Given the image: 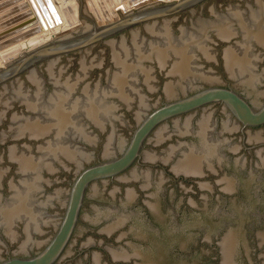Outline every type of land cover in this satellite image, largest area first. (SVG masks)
Here are the masks:
<instances>
[{"label":"water","instance_id":"1","mask_svg":"<svg viewBox=\"0 0 264 264\" xmlns=\"http://www.w3.org/2000/svg\"><path fill=\"white\" fill-rule=\"evenodd\" d=\"M95 14L97 21L82 14L90 20L0 61V138L9 139L5 154L14 169L9 173L10 166L1 165L0 153V186L8 189L0 192V238L21 242L20 250L27 251L51 235L35 256L0 264H54L79 216L73 237L79 244L92 237L89 221L107 232L121 227L127 219L113 201L91 209L89 197L82 208L84 199L101 189L98 181L117 178L139 161L150 139L159 143L172 131L200 137L199 145L188 148L168 144L162 155L153 148L144 152L146 160L172 163L177 174H202L215 159L220 163L222 142L212 138L211 114L204 113L194 128L190 113L221 103L242 131L264 125V0H136L110 21ZM25 16L4 24L20 21L1 35L20 32L8 45L31 38L37 17L22 21ZM48 24L53 28L54 19ZM13 102L22 109L9 110ZM235 128L234 121H224L223 130ZM259 139L264 135L248 136ZM228 148L235 152L238 145ZM136 167L119 179H139ZM143 177L149 180V173ZM224 188L231 190V181ZM234 237L229 232L220 241L225 264ZM72 264L87 260L77 257Z\"/></svg>","mask_w":264,"mask_h":264},{"label":"flooded vegetation","instance_id":"2","mask_svg":"<svg viewBox=\"0 0 264 264\" xmlns=\"http://www.w3.org/2000/svg\"><path fill=\"white\" fill-rule=\"evenodd\" d=\"M1 90L3 86L0 85ZM12 109H22V106L13 102L9 110ZM204 113L211 114L212 138L222 142L221 162L215 159L212 168L205 167L202 174H177L172 163L161 159L146 160L144 152L153 148L156 155H162L170 146L168 144L177 143L188 148L199 145L200 137L193 131L184 135L172 131L170 137L159 143L148 140L141 150L140 160L132 165L137 164L139 179H119L130 175V166L117 178L105 183L98 181L101 189L94 195L86 193L82 206L87 197L91 209L105 206V200L113 201V207L127 219L121 224L126 233L119 234L120 226L107 232L100 229L95 220L89 221L88 231L92 237L88 243L79 244V238L73 239L79 216L69 243L54 264H72L77 257L87 260V264H225L220 241L229 232L235 233L229 264H264V237L260 233L264 231V163L261 162L264 139L248 140L250 133L264 135V125L242 131L235 116L223 104L216 103L190 113L194 128ZM188 115L177 118L182 122ZM228 119L237 127L230 132L222 129ZM173 120L168 121L170 130L174 128ZM19 140L13 141L19 145ZM8 141V138L5 142L0 138V153H4L5 159L1 165L10 166L7 169L10 173L14 169L5 154L10 146ZM233 144L238 145L235 152L228 148ZM147 172L149 180L143 177ZM225 181H231V190L224 188ZM110 187L112 190L109 191ZM102 189H106L104 194ZM129 189L133 190L131 200L127 195ZM0 192L6 193L8 189L0 186ZM160 200L164 205L159 204ZM50 236L40 240L38 245L34 243L27 251L20 250L21 242L13 244L15 240L9 243L0 238V262L35 256L44 249ZM134 248L137 249L133 251ZM122 254L128 258L115 257ZM94 256L101 258V262H95Z\"/></svg>","mask_w":264,"mask_h":264},{"label":"bare ground","instance_id":"3","mask_svg":"<svg viewBox=\"0 0 264 264\" xmlns=\"http://www.w3.org/2000/svg\"><path fill=\"white\" fill-rule=\"evenodd\" d=\"M9 1L11 2L12 0H0V4L3 2H6L7 4ZM23 1H24L23 2L24 5L27 6V10L23 12V14L26 16L21 20L23 21L31 17H37V22L35 24H37V27H41L46 24L45 20H47L48 22L50 17L55 21L61 18L62 13L64 16L66 15L67 17L70 16V14L72 15L74 10H83V12L86 15L91 17L93 13H94L93 16L94 15L96 16L95 14L96 11L102 21H110L120 16L122 14L121 11H125L136 0H86V2L85 0H23ZM119 7L121 8V11L118 9ZM105 15L109 16L108 17L109 20L105 19ZM3 26L4 24H2V27ZM47 27H49V25H47ZM49 29L50 28H47V30ZM33 39H35V37ZM26 42H25L26 44H30L29 40H27ZM19 44L22 45L24 44V42ZM14 46L15 45H10L7 47L6 50H4L3 53H0V61L8 60L6 57L9 56V53L13 50Z\"/></svg>","mask_w":264,"mask_h":264},{"label":"rangeland","instance_id":"4","mask_svg":"<svg viewBox=\"0 0 264 264\" xmlns=\"http://www.w3.org/2000/svg\"><path fill=\"white\" fill-rule=\"evenodd\" d=\"M23 2H24L23 0H12V2H8L7 4H6V2H3L0 4V53H3L4 50H6L8 46H10V45H8V39H10L12 37H16L20 33V32H16V33L13 32V34L11 33L10 35L1 36L5 32H7L8 30L17 26V24H19L20 21L19 20L14 21V27L13 26L12 27H9V26H3L2 27V24H5L7 21H10L9 19L18 18V17L24 15L23 12L27 10V6H25ZM85 2H86V0H85ZM118 9L121 11L120 7ZM123 12L124 11H121V13H123ZM82 14L84 16H86V14L83 12V10H74L73 14L72 15L70 14V16H67V17H66V15L64 16L62 13L61 18H59L60 20L56 24L54 21V27L51 28L49 26L48 28H50V29L47 31L44 30L43 26L37 27V24L30 26L31 29L35 28V30L33 31V34H31L32 39L31 38L30 39L22 38L20 40L21 42L19 41L20 43H22L23 39L29 40L30 44L20 45L19 42H18V44H15V43L11 44V45L15 44V46H14L13 50L9 53V56H7L6 58L8 60L12 59V58L14 59L16 54H18V52H20L22 49L31 48V47L35 46L36 44L43 42V41H45V40H47L53 36L61 34L65 31L70 30L76 26H79L85 22H88L89 20H87L86 18H83ZM93 14H92L93 19L97 21L96 16L95 15L93 16ZM69 17H70V19H69ZM45 23L47 25H49L47 20H45ZM42 30H44L45 32ZM40 32H42V33H40ZM34 37H35V39H33ZM13 51H14V54H13Z\"/></svg>","mask_w":264,"mask_h":264}]
</instances>
